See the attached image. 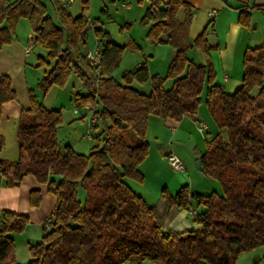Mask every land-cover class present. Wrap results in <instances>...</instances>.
Returning a JSON list of instances; mask_svg holds the SVG:
<instances>
[{
  "label": "trees",
  "instance_id": "1",
  "mask_svg": "<svg viewBox=\"0 0 264 264\" xmlns=\"http://www.w3.org/2000/svg\"><path fill=\"white\" fill-rule=\"evenodd\" d=\"M146 1L141 22L149 24L147 37L155 45H171L174 56L164 76L151 75L142 61L118 81L112 72L125 45L114 42L97 20L91 21L93 31L103 42L96 47L100 62L93 65L82 52L90 22L83 13L73 16L65 0H48L59 23L44 0H0V49L13 39L18 20L28 19L33 44L47 52L38 57L37 66L49 68L38 87L46 93L76 74L86 93H78L75 103L88 105L104 125L92 134L99 143L88 154L69 146L62 149L57 138L60 110L47 108L28 88L29 105L22 109L17 127L18 159L0 157V176L6 187H15L32 175L48 185L57 205L49 229L29 245L25 264H142L145 259L156 264H234L242 251L264 245V43L245 49L242 83L226 93L214 81L209 56L218 46L208 43L205 29L189 38L194 8L184 0ZM82 4L88 7L87 0ZM180 8L182 20L177 18ZM239 21L248 25V13H241ZM192 48L203 53L205 64L188 56ZM168 79L172 84L166 87ZM146 81L151 85L148 93L132 84ZM204 89V101L220 132L206 141L199 159L206 177L217 179L222 192L192 193L183 185L172 194L164 187L160 202L150 205L126 181L143 180L138 166L149 152L148 118L179 121L197 115ZM15 99L11 78L0 74V115L2 104ZM3 144L0 134V151ZM80 187L86 190L84 203L78 197ZM33 194L38 199L36 190ZM191 198L204 205L192 215L196 228L173 231L168 223ZM27 223L25 214L0 209V264H17L10 232L24 230Z\"/></svg>",
  "mask_w": 264,
  "mask_h": 264
},
{
  "label": "crops",
  "instance_id": "2",
  "mask_svg": "<svg viewBox=\"0 0 264 264\" xmlns=\"http://www.w3.org/2000/svg\"><path fill=\"white\" fill-rule=\"evenodd\" d=\"M113 1H117L119 3V7L121 9H124V12H122L121 15L124 18L123 20H125L124 22L130 25L131 27V20L137 19V15L131 14L130 12V10L133 8V6L131 5V0ZM132 1L136 2L138 0ZM184 1L188 2L192 6V8H194L192 21L190 23L188 31L189 38L193 40L204 29L207 30L206 39L208 43L211 45L218 46V48L213 49L209 52L212 67L215 72L214 81L217 84H220L226 93H233L237 88L240 87L242 83V60L245 49L247 47H254L261 43H264V0ZM90 2L91 0H87L88 7ZM122 3H125L126 6H122ZM148 5L149 3L147 1H144L140 6L137 5L136 7L138 8V14L141 9L144 13ZM108 8L109 7L104 4L102 10L106 12L108 11V15L110 16ZM246 12L248 13V25L242 24L239 21L240 14H244ZM183 16V8H180L177 14L178 20H182ZM85 18L88 21L90 20V18L86 16ZM98 19L100 21V26H102V28L108 32V30L104 28L105 23L102 21V19L99 17ZM92 27H94V25H92ZM123 31H126L125 34L120 35V39H118L122 40L120 41L122 43H120L119 41H114L111 35L110 38L120 45H125V50L131 46V50H137V47L139 49L142 48L136 41L137 38L132 36L129 30L126 29ZM30 38H33L30 23L28 19L20 18L15 26L13 39L10 43L4 45L0 49V74H7L11 78V85L16 91V99L4 102L2 104L0 115V134L4 138V144L0 151V157L3 160L9 162L18 159V121L22 109L27 108L29 105L28 88L34 89V87L31 86L34 84L35 80L30 79L29 75L33 74L30 69H34V67H36V64L33 60L29 58L31 56L29 53L31 52V50L40 46H37L35 44L29 46L28 40ZM102 42V39L96 38V47L98 45H101ZM28 47L29 51L26 52V49ZM152 47L153 48H150L148 53L151 59H136L137 65L134 68L138 67L142 61H146L150 74H164V69L167 68L170 60L174 56L175 48L171 47L168 44L153 45ZM85 48L86 45L82 47V50H84ZM188 56L192 58L197 64L206 63L205 56L198 49H190L188 51ZM37 57L44 56L38 55ZM156 60L160 61L161 68L158 70L153 67L155 65L154 62ZM45 71H47V69ZM38 78L39 76H37V81L39 80ZM171 84V79L166 80L164 83L166 87L171 86ZM135 87L140 90L137 86ZM36 91L37 90L35 89V92ZM149 91L142 92L148 93ZM37 93L39 94V92ZM44 98L45 94L43 96V99ZM54 106L56 105H50L46 107L59 109L61 112V108H56ZM201 106L202 105L200 104L199 108ZM83 109L84 112H78L80 115L78 119H83L89 111L88 108ZM78 113L73 112V114L75 115H77ZM205 120V112L202 108L201 110L199 109L197 115H185L179 121L163 119L154 115L150 116L148 118L146 136L147 134H149L151 128L152 139L149 142V152L147 157L138 166L139 171L144 175L146 174L145 167L150 159L152 146H154L156 149V157L158 159L162 156V159L166 161L167 156L170 154L175 155L178 158L180 157L179 149H177L175 145L173 146L171 142L168 146H164V142L162 141V139H160L157 130L166 131V133L170 135V138L176 139L175 137L179 136L180 138L181 134H186L190 136L192 132H195L197 128L199 132H205V141H208L212 139L216 134H218L220 130L218 132L214 128L209 129L211 128L210 126H214L215 123L212 122L213 124H207L205 123ZM200 121H202L206 125L205 128H200ZM70 125H72V123ZM74 125L75 130L78 124L75 123ZM65 128L68 129L69 127H64L63 124H61L57 128V138L60 143V147L64 149L65 146H69L76 152L83 153L76 149V141H74L76 140V135H74L73 138L70 139L64 136L65 134L63 131ZM95 132H98V130ZM210 132H212L213 134L211 133L212 135H210ZM221 133L223 135V132ZM201 146L203 147L199 140L193 146V151L198 154L197 159H199L200 154L204 152L203 149L201 150ZM173 181L176 183L174 187H170V183L166 184L165 187L172 194H174L183 185H187L189 187L190 192H196L193 191V188L196 184L192 183L183 174H181V171L177 170ZM34 190H36V192L39 194L38 199L36 194L32 195V191ZM135 192L140 194L144 199L146 198L141 192ZM56 205V195L49 191L47 184L39 183L32 175H25L22 178L20 184L15 187H6L4 185L3 178L0 176V209L25 214L28 217V223L26 224V227L24 229V237L26 239L27 247H29L30 244L40 241L42 236L45 234L42 224L50 217ZM192 210L195 211L194 209ZM178 215L168 223V227L170 229L176 232H184L196 228V225L190 220V218L186 216L185 212L183 214Z\"/></svg>",
  "mask_w": 264,
  "mask_h": 264
},
{
  "label": "rangeland",
  "instance_id": "3",
  "mask_svg": "<svg viewBox=\"0 0 264 264\" xmlns=\"http://www.w3.org/2000/svg\"><path fill=\"white\" fill-rule=\"evenodd\" d=\"M47 3V10L52 19L59 23V17L56 13V11L53 9L52 5L48 2V0H44ZM126 1V0H125ZM130 1V0H129ZM146 1V0H144ZM144 1H132L131 5L133 8L130 10L131 14L137 15L136 20H131L132 26L126 24L123 20V16L121 15L122 12H124V9H121L119 7V3L117 1L113 0H91L89 3V7L83 8L82 0H73L68 5V10L70 13L74 16L77 14L83 13L86 17L90 18L89 22V29H88V38L86 41V48L82 50L83 53H86L87 50L94 51L96 47V37L93 31V27L91 21L97 20L100 25V21L98 19L101 18L102 21L105 23L104 28L110 32L109 34L113 37L112 39L114 41H122L118 40L120 39V35H124L126 31L123 30H129L131 35L137 38L138 44L142 47L139 49L137 47V50H131V47H128L122 55L121 62L119 66L112 72V75L115 79L118 81H121V76L124 72L133 70L134 67L137 65V60H143V59H151V57L148 55L150 48H153V44L149 38L147 37V30L149 27L148 25H145L141 22V17L143 15V11L139 9L138 14V8L137 5L140 6ZM137 3V4H136ZM104 4L108 6L110 16L108 15V11L102 10L104 7ZM123 31V32H122ZM122 32V33H121ZM126 36V35H125ZM122 43V42H120ZM159 45V44H156ZM169 45V44H168ZM171 46V45H170ZM172 47V46H171ZM31 56L29 57L31 60L34 61L36 64V67L34 69H30V71L33 74H30L29 77L32 80H35L34 84L31 87H34L37 90L35 93L39 97V99L43 102L44 105L47 107L50 105H56L54 107L61 108V115H62V124L64 127H69L68 129H64V136L70 138H73L74 135H76V149L78 151L83 152L84 154H88L90 149L99 143L98 138L91 137L92 134L95 131H101L104 127L103 122L101 119L98 120V126L96 129L92 128L89 132V114L90 111L87 112L86 116L83 119L79 118V113L77 115L73 114V109L75 108V96L79 94H85L86 88L83 86L80 78L72 73L66 83L63 86H57L53 85L49 88V90L46 93H43V91L38 87V82L42 78V76L45 73V70L49 69L47 64H41L37 66L38 64V55H42L46 57V50L42 47H36L35 49L31 50L29 53ZM137 59V60H136ZM50 62H52L50 60ZM155 65L153 66L157 70L161 68L160 61L156 60ZM147 64V62H146ZM148 67V65H147ZM152 67V68H153ZM167 68L164 69V74H159L161 76H164L166 74ZM152 74V73H151ZM37 76H39V80L37 81ZM134 86H137L142 91H149L150 89V81H146L143 83L133 82ZM39 92V94L37 93ZM202 103L201 107L199 108L201 110L204 109L205 112V118L207 124H213L215 125L209 129H215L219 132V128L210 115L207 105L204 101L206 90L202 92ZM45 94V98L43 99V96ZM100 107V105L98 106ZM84 107H78L79 111L84 112ZM82 109V110H81ZM77 118V119H76ZM72 123V125H70ZM75 123H77V127L74 130ZM69 125V126H67ZM212 131V130H208ZM157 133L164 142V146H168L171 142L172 145L176 146L177 149H179L180 157L179 159L183 162L185 169L181 171V174H183L187 179H189L192 183L196 184L193 188V191L202 193V194H209L213 191L217 193L222 192V187L220 182L217 179L208 180V177L204 174L203 171L198 170L194 162L197 160L198 154L195 153L193 146L195 143L199 140L203 147V151L206 150V134L205 132H199L196 128L195 132H192V134L184 135L181 134L180 138L179 136L175 137L176 139L170 138V135L166 133V131L163 130H157ZM212 132H210V135ZM198 136V137H196ZM185 137V138H184ZM127 138H129L127 134ZM152 139L151 134V128L149 131V134L146 136V140L150 142ZM161 156L159 159L156 157V149L154 146L151 148V156L148 161V164L145 167L146 174H143V180L137 181L132 178H126L127 183L130 185V187L134 191H139L143 194L144 197H146L147 203L150 205H156L160 202L161 192L164 187H166V184L170 183V187H174L176 183L173 181V178L175 177V174L177 173V170L175 171L173 167L168 163L167 158L166 161L162 159ZM165 163H164V162ZM167 189V188H166ZM168 190V189H167ZM176 191V190H175ZM86 196V190L82 187L78 189V197L82 203L85 201ZM194 209L196 212H202L204 210L203 204H197L194 199L191 198L189 201L187 208H181L176 216L178 214H183L185 212L186 216L190 218L192 221L193 217L188 213V210ZM175 216V217H176ZM179 216V215H178ZM194 223V222H193ZM195 224V223H194ZM171 225V224H170ZM196 225V224H195ZM25 229V228H24ZM13 242H14V257L15 262L17 264H25L30 259L29 249L26 244V239L24 237L25 231H12L10 232ZM36 241V240H35ZM121 264H128L127 262H123ZM142 264H156L154 261L145 259ZM234 264H264V245L256 246L252 249L242 251L238 257L235 260Z\"/></svg>",
  "mask_w": 264,
  "mask_h": 264
},
{
  "label": "built area",
  "instance_id": "4",
  "mask_svg": "<svg viewBox=\"0 0 264 264\" xmlns=\"http://www.w3.org/2000/svg\"><path fill=\"white\" fill-rule=\"evenodd\" d=\"M72 1L73 0H65V4H70ZM121 5L126 6L125 3H122ZM28 43H29V46H31L33 44V38H30L28 40ZM28 51H29V47L26 49V52H28ZM85 56H86L87 60L93 65H96L100 62V55H99V51L97 48H95L94 51L87 50L85 53ZM78 107H79V105L77 103H75V108L73 109L74 113L79 112ZM85 108H89V106L86 105ZM97 122H98L97 118L90 113L89 114V122H88V126H89L88 132L92 128L95 129ZM199 126L202 129L206 127V125L202 121L199 122ZM167 161L175 170L182 171L185 169L183 162L178 157H176L175 155H172V154L168 155ZM188 213L190 215H194L195 211L189 210ZM42 227L44 228V230L49 229V218L42 224Z\"/></svg>",
  "mask_w": 264,
  "mask_h": 264
},
{
  "label": "water",
  "instance_id": "5",
  "mask_svg": "<svg viewBox=\"0 0 264 264\" xmlns=\"http://www.w3.org/2000/svg\"><path fill=\"white\" fill-rule=\"evenodd\" d=\"M194 165H195V167H196L198 170H200V171H204L200 159H197V160L194 162ZM208 180H212V179H211L210 177H208Z\"/></svg>",
  "mask_w": 264,
  "mask_h": 264
}]
</instances>
